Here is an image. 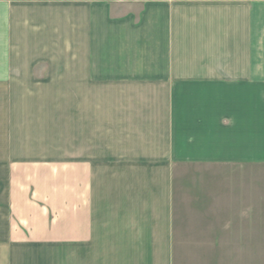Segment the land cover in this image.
<instances>
[{
  "label": "crops",
  "instance_id": "obj_1",
  "mask_svg": "<svg viewBox=\"0 0 264 264\" xmlns=\"http://www.w3.org/2000/svg\"><path fill=\"white\" fill-rule=\"evenodd\" d=\"M0 96L60 97L77 162L60 202L3 168L0 264H175L182 167L236 165L258 199L264 0H0Z\"/></svg>",
  "mask_w": 264,
  "mask_h": 264
},
{
  "label": "rangeland",
  "instance_id": "obj_2",
  "mask_svg": "<svg viewBox=\"0 0 264 264\" xmlns=\"http://www.w3.org/2000/svg\"><path fill=\"white\" fill-rule=\"evenodd\" d=\"M73 102L74 98H70L71 107ZM61 105L60 97L0 96V179H3V168L15 169L17 174L22 172L25 176L24 185L36 184L38 191H42L39 195L51 197L48 201L54 202L61 201L63 184H76V177L65 176L76 170L77 162L62 158ZM49 111L53 118L52 129L48 127ZM71 115L76 120V114ZM12 121L17 123L16 134ZM39 135H48L50 138L46 139L53 144L39 142L46 140L38 138ZM27 139L38 142L21 145ZM12 148L13 152L22 148L23 152H33L40 157L47 153L55 159L14 162L9 158ZM44 172L48 175L44 176ZM239 173L236 165L222 166L216 162L182 167L176 187L180 223L175 264H254L250 250L258 248L264 252V167L256 202L252 180ZM253 217L261 224L253 226L249 221ZM228 219L233 222L229 230L223 224ZM258 228L261 231L257 234ZM256 261V264H264V254Z\"/></svg>",
  "mask_w": 264,
  "mask_h": 264
}]
</instances>
